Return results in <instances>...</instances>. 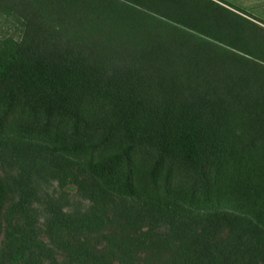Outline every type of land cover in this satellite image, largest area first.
<instances>
[{
  "label": "trees",
  "instance_id": "1",
  "mask_svg": "<svg viewBox=\"0 0 264 264\" xmlns=\"http://www.w3.org/2000/svg\"><path fill=\"white\" fill-rule=\"evenodd\" d=\"M0 13L23 21L0 51V264H264L262 27L209 0Z\"/></svg>",
  "mask_w": 264,
  "mask_h": 264
},
{
  "label": "rangeland",
  "instance_id": "2",
  "mask_svg": "<svg viewBox=\"0 0 264 264\" xmlns=\"http://www.w3.org/2000/svg\"><path fill=\"white\" fill-rule=\"evenodd\" d=\"M210 2L217 3L218 5H222L226 9H228L232 14H235L237 16H240L244 18L246 21H248L251 24L257 25L259 27H262L264 29V23H261L260 21H257L253 17H251L248 13H245L243 11H239L238 9H235L234 7H230L223 3V1L220 0H209ZM250 26V24H248ZM23 30V21L19 17L13 15V14H1L0 13V51L3 50L4 45L3 41L7 37H11L13 39H19L21 36ZM7 96L5 95V92L2 88H0V114H5V110L3 107L6 105ZM17 107L14 109L13 112H11L8 116V122L21 130L27 129V122L26 119L23 117H20V108ZM66 190L69 193V200L72 201L73 204H77L80 202H83L82 199L76 194V189L74 186H68ZM198 196H200V192L198 193ZM1 239V234H0Z\"/></svg>",
  "mask_w": 264,
  "mask_h": 264
},
{
  "label": "crops",
  "instance_id": "3",
  "mask_svg": "<svg viewBox=\"0 0 264 264\" xmlns=\"http://www.w3.org/2000/svg\"><path fill=\"white\" fill-rule=\"evenodd\" d=\"M226 5L248 13L251 17L264 23V0H220Z\"/></svg>",
  "mask_w": 264,
  "mask_h": 264
}]
</instances>
